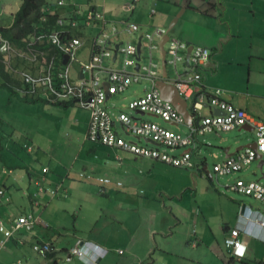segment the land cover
Wrapping results in <instances>:
<instances>
[{"label": "crops", "instance_id": "crops-1", "mask_svg": "<svg viewBox=\"0 0 264 264\" xmlns=\"http://www.w3.org/2000/svg\"><path fill=\"white\" fill-rule=\"evenodd\" d=\"M130 1L125 0V3ZM114 7L117 8L111 1L109 9ZM152 8L156 9L153 15ZM105 14L115 23L126 19L133 22L139 28L138 36L162 27L172 40L211 50L215 67L203 70V86L223 89L230 103L264 121V0H158L157 3L140 0L131 13L120 9V13L112 14L105 9ZM164 38L167 39L166 35ZM120 55L117 62L108 64L118 65ZM156 56L162 61L160 50ZM169 67L168 73L170 69L173 71L169 74L172 81L176 75ZM188 68L186 60L180 64L181 72ZM136 90L134 94L127 90L120 96L138 97ZM47 108L51 117L40 123L43 134L68 130L75 132L82 144L74 153L60 149L56 156L44 145L48 143L44 138L27 140L23 148L29 156L25 157L26 161L14 160L13 164L8 160L17 154L0 151V189L5 192L4 196L0 195V221L8 224L10 218L34 212L40 217L36 228L43 226L42 210L50 200L69 196L61 201L66 204L69 217V222H59L61 254L58 258L55 244L52 257L40 256L34 250L43 260L30 252L27 254V247L33 249L37 241H51L41 232L21 231L0 251V264H86L78 257L67 259L70 249L80 241L99 256L96 264H264V226L256 222L257 216L264 215V206L240 197L227 187L228 183L219 182L204 155L206 146L212 147L218 142L222 144L218 150L208 148L214 164L227 159V150L233 154L229 158H236L242 151L236 153V150L252 143L256 137L244 142L239 130L233 132L237 129L221 138L217 133H208L211 144L202 138L196 148L172 152L182 155L193 151L194 168H181L138 158L103 144L92 147L93 143L86 138L90 122L88 110L74 104L52 102ZM204 109L206 114L202 116L215 111L207 102ZM141 117L151 121L145 115ZM198 122L199 118L194 117L193 121L188 118L184 123L170 125L185 134L190 132L191 124ZM19 166L27 169L25 178L16 172ZM45 166L50 167L47 174L43 173ZM249 167L245 166L242 171ZM86 175L88 183L85 184L81 180ZM261 178H264L263 171ZM56 183L61 184L56 197L40 190L39 184L53 187ZM76 189L80 192L68 195V190ZM237 227L241 229V240L247 245L246 257L242 260L235 258L226 246L231 230ZM196 240L198 243L194 245Z\"/></svg>", "mask_w": 264, "mask_h": 264}, {"label": "built area", "instance_id": "built-area-1", "mask_svg": "<svg viewBox=\"0 0 264 264\" xmlns=\"http://www.w3.org/2000/svg\"><path fill=\"white\" fill-rule=\"evenodd\" d=\"M140 0H132L122 6V10L131 13ZM157 3L158 0H153ZM104 5L93 0H50L46 7L48 11L58 12L53 25L46 24L36 30L23 48H16L0 34V51L4 54V62L9 71L21 81L14 88L23 96L29 98L42 97L56 104H74L90 112V122L86 138L94 143L112 148H119L141 158L168 163L181 168H194L192 151L182 155L171 152L178 148H196L198 135L206 133L227 132L234 129L253 127L256 134V149L246 148L239 152L236 158H227L214 164L217 176L236 174L245 166L257 160L258 155L264 156V121L252 116L247 110L236 107L225 98V91L219 88L207 89L203 86V70L211 60L212 51L203 46H194L188 62L189 68L181 72L180 64L186 60L188 43L170 39L167 49V69L174 70L176 78L170 80L180 91V94L190 105L195 117L199 118L197 125L190 126L189 133H181L158 122L143 119L140 112L153 115L166 123L181 124L185 122L183 115L169 101L164 100L156 83L163 76L161 58L156 56L160 50L159 40L164 38L167 30L156 27L143 34L142 52L138 61L137 43L139 28L124 20L121 23L110 21L104 10ZM156 9H151L155 14ZM141 31V30H140ZM121 41V44L118 43ZM119 44V48L116 45ZM147 47V64H144V47ZM86 47V49H84ZM78 53L82 59L78 58ZM117 53V59H114ZM119 54L124 56L123 66L109 65L117 62ZM69 58L65 63V56ZM19 57L30 66L29 68L15 66L13 58ZM133 61L134 70H128V63ZM140 64L137 70V64ZM78 66V71L75 67ZM170 68V67H169ZM147 79L151 88H145L144 93L132 98L118 107L115 103L108 105L111 98L122 95L133 82ZM109 84L108 88L106 87ZM203 91L197 96L200 88ZM108 93L111 97L108 98ZM197 96V97H196ZM206 102L213 110H221L222 114L202 116ZM118 124L133 137L129 141L122 137ZM151 139L155 145L146 140ZM28 150L29 145L25 146ZM218 157V154H214ZM50 171L49 166L43 168V173ZM103 181L109 182L108 179ZM121 184V183H120ZM42 192L56 197L61 184L56 187H45L39 184ZM228 188L259 199L264 206V184L258 180H245L238 177ZM0 195L5 192L0 189ZM40 222V217L29 212L9 219L8 224L0 221V251L6 248L7 242L15 233L29 232ZM256 222L264 226V215L260 214ZM241 229L231 230V237L226 241L232 255L242 259L247 253V245L240 239ZM198 241H194L196 245ZM33 250L40 256L47 257L53 252L51 242L37 241ZM80 258L86 264H96L99 256L91 252L82 241L70 249L67 259Z\"/></svg>", "mask_w": 264, "mask_h": 264}, {"label": "rangeland", "instance_id": "rangeland-1", "mask_svg": "<svg viewBox=\"0 0 264 264\" xmlns=\"http://www.w3.org/2000/svg\"><path fill=\"white\" fill-rule=\"evenodd\" d=\"M56 1V0H54ZM116 4L117 8H111L109 9L110 3ZM97 3H100L104 5V10L107 9V11L110 10V13L116 14L120 13V9L122 10V5L125 3V0H97ZM20 7V0H0V26H8L10 23L13 22V15L17 12V10ZM120 8V9H119ZM109 15V13H108ZM111 21V20H110ZM113 22V21H112ZM86 49V47H84ZM144 64H147V47H144ZM78 58L82 59L81 55L78 53ZM133 61L128 63V70L132 71L134 70ZM119 66H124V56L120 55L119 60ZM117 64H114V66H118ZM76 66L75 68H77ZM169 74L172 75L173 71L170 69ZM151 88L152 83L147 79H142L140 82H133L132 85L127 89L129 93L134 94L133 91L136 90V95H142L144 93L145 88ZM126 90V91H127ZM130 98H123L122 96L118 95L113 98H111L108 102V105H112L115 103L118 107H120L123 103H127L130 101ZM48 101V100H47ZM191 103V101H190ZM49 106V102L46 103L44 101H33L26 100L22 96L18 94H13L8 88H3L0 86V151L3 150H9L12 153H16L17 156L13 155L8 161L13 164V161L19 159L22 161H26L25 157L29 156L24 150V145L26 144L27 140L36 141L40 137L44 138L48 141V143L44 144L49 147L50 153H55L56 156H58V151L62 149L63 151L69 150L70 152H76L79 148V146L82 144V142L79 141L77 138V134L68 130H59L52 131L49 134H43L41 131L42 128L40 126V123L44 122V120H47L50 115V110L47 108ZM54 107V105H52ZM55 108V107H54ZM203 114H206V109L203 110ZM145 118L150 119L151 121L160 122L166 127H170L172 129H177V127L172 126L166 122H163L162 119L156 118L153 116L145 115ZM118 129L122 137L125 139L132 141L133 137L129 136L126 131L122 128L120 124H118ZM228 132V131H227ZM227 132H221L220 136L218 138L223 137ZM231 132V131H229ZM235 133L239 132L238 130L233 131ZM239 133H242V141L246 142L247 138L249 140H254L256 137L255 132H248V131H240ZM210 134H199L198 135V141L199 139L206 138L205 143L211 144L208 139H210ZM84 139V136H83ZM82 139V140H83ZM255 141V140H254ZM92 147H95L99 143L92 142ZM212 147L206 146L207 149H204V155L208 158V161L211 165L212 172H214V159L211 156V152L209 149H219V146H222L221 143H213ZM183 150L185 148H178L176 150ZM22 150V151H21ZM140 158V157H138ZM28 165V163L26 162ZM21 167H23L24 162ZM41 165V164H39ZM20 166L15 168L16 172L22 173L24 175V178L27 174V169L21 168ZM264 170V169H263ZM262 171L258 168V162L254 161L250 164V167L245 171H240L236 174L232 175H225L220 176L219 182L224 183L225 185L233 184L235 180L238 177H242L246 180H259L261 179ZM82 183H88V176L82 178ZM262 183L264 184V178H262ZM57 183L53 186L56 187ZM67 189H69V186H66ZM234 193L239 195L243 198H248L255 203L261 204L263 206L262 202L259 199H256L255 197L240 193L236 190H232ZM68 195H75L76 192H80L79 190H68ZM69 196H57L56 198L50 200V202L44 207L42 210V218L44 225L37 227H34L32 229L33 232H41L44 234V237L48 239L49 241L53 242L56 245L58 258L59 254L61 252L59 251L61 247V244H59V222L67 223L69 222V217L67 216L66 210L67 206L64 203H61L62 200H65V198H68ZM71 219H73L72 212H69ZM5 222V221H4ZM36 228V229H35ZM67 238V237H66ZM69 241L72 240V237L69 236ZM74 240V238H73ZM34 242V240H32ZM32 245V244H31ZM27 254L30 252V254L34 255L35 258L38 260H43L39 255H37L33 249L30 247H27L26 249ZM53 264V263H52Z\"/></svg>", "mask_w": 264, "mask_h": 264}, {"label": "trees", "instance_id": "trees-1", "mask_svg": "<svg viewBox=\"0 0 264 264\" xmlns=\"http://www.w3.org/2000/svg\"><path fill=\"white\" fill-rule=\"evenodd\" d=\"M20 1V8L13 15L12 24L10 26H0V34L7 38L16 48H23L36 30L44 28L46 24L53 25L59 15L57 11L51 13L46 9L50 0ZM26 62L27 61L19 57L13 58L15 66L29 68L30 66ZM19 85H21L20 79L16 78V76L9 71L7 64L4 62V54L0 51V86L8 88L13 94H18L26 100L33 99L23 96L14 88V86ZM33 101L50 103L49 100L47 101L42 97L34 98ZM52 244V247L54 248V243ZM49 256H54V252H51Z\"/></svg>", "mask_w": 264, "mask_h": 264}, {"label": "water", "instance_id": "water-1", "mask_svg": "<svg viewBox=\"0 0 264 264\" xmlns=\"http://www.w3.org/2000/svg\"><path fill=\"white\" fill-rule=\"evenodd\" d=\"M167 39H171L170 34L167 33L166 34ZM143 37L139 38V41L137 42V51H138V61H140V55L142 52V39ZM167 39L162 38L159 44V48L162 52V67H163V77L162 79L158 80L156 83V87L160 90L162 97L164 98V100L169 101L170 103H172L177 109L178 111L183 115V117L185 118V120L187 121V119H191L193 121V114L191 113L190 109H189V103L187 100H185L182 95L180 94V91L177 89V87L172 84L169 83L168 81H166V79L168 78V72H167V49H166V45L169 42V40L167 41ZM194 46L190 47L187 51V56H186V61L189 62L190 56H191V52ZM116 48H119V45H116ZM115 57H117V53L115 54ZM69 56L66 55L65 56V63L67 62ZM140 64H137V70L139 69ZM208 67H215V64L210 60L207 64ZM109 84H107V88H108ZM111 97V95L108 93V98ZM215 114H222L223 112L221 110L215 109L214 111ZM141 115H145L143 112H141ZM172 124V123H170ZM248 131V132H253L254 128L253 127H249V126H245L243 127V129H240L239 131ZM147 142H150L152 144H155V142L151 139H147ZM257 147V142L253 141L250 144L247 145H242L240 146V148H238L236 150V153H238L240 150L246 149V148H253L256 149ZM229 150H227V158L232 157L233 154H229L228 153ZM257 162H258V168L263 171V177H264V158L262 156V154L258 155L257 158Z\"/></svg>", "mask_w": 264, "mask_h": 264}, {"label": "clouds", "instance_id": "clouds-1", "mask_svg": "<svg viewBox=\"0 0 264 264\" xmlns=\"http://www.w3.org/2000/svg\"><path fill=\"white\" fill-rule=\"evenodd\" d=\"M161 51V50H160ZM208 67V66H207ZM167 72H168V69H167ZM163 77V76H162ZM162 79V78H161ZM166 81H168L169 83H171L170 82V80H169V73H168V78L166 79ZM173 84V83H172ZM175 85V84H174ZM176 86V85H175ZM107 87V86H106ZM177 87V86H176ZM178 89V88H177ZM160 91V90H159ZM183 97V96H182ZM189 103V102H188ZM58 105H61V104H58ZM189 105H190V103H189ZM206 105V104H205ZM189 109H190V107H189ZM190 111H191V109H190ZM192 113V112H191ZM193 114V113H192ZM140 115H141V112H140ZM145 115H148V114H145ZM201 115H202V111H201ZM141 116H144V115H141ZM151 116H153V115H151ZM194 114H193V119H194ZM185 119V118H184ZM170 124V123H169ZM198 124V123H197ZM196 124V125H197ZM191 125H195V124H191ZM190 125V126H191ZM170 128V127H169ZM237 130H240V129H237ZM242 131H244V130H242ZM220 135V134H219ZM256 141V140H255ZM198 142V141H197ZM148 143H150V142H148ZM150 144H152V143H150ZM153 145H155V144H153ZM243 150H245V149H243ZM242 150V151H243ZM175 151V150H174ZM192 151V150H191ZM193 152V151H192ZM172 153V152H171ZM174 155V154H173ZM264 157V156H263ZM168 164V163H167ZM173 166V165H172ZM176 167V166H175ZM261 180H262V178H261ZM241 235V234H240ZM241 239V238H240ZM52 244V243H51ZM53 249H55V248H53ZM53 252H54V250H53ZM49 256V255H48ZM235 257V256H234ZM235 258H237V257H235ZM239 259V258H238Z\"/></svg>", "mask_w": 264, "mask_h": 264}, {"label": "bare ground", "instance_id": "bare-ground-1", "mask_svg": "<svg viewBox=\"0 0 264 264\" xmlns=\"http://www.w3.org/2000/svg\"><path fill=\"white\" fill-rule=\"evenodd\" d=\"M53 245V244H52ZM56 249V248H55ZM55 252V251H54Z\"/></svg>", "mask_w": 264, "mask_h": 264}]
</instances>
